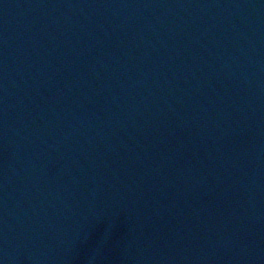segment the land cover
Masks as SVG:
<instances>
[{"label": "water", "instance_id": "water-1", "mask_svg": "<svg viewBox=\"0 0 264 264\" xmlns=\"http://www.w3.org/2000/svg\"><path fill=\"white\" fill-rule=\"evenodd\" d=\"M2 264H264V0H0Z\"/></svg>", "mask_w": 264, "mask_h": 264}, {"label": "snow or ice", "instance_id": "snow-or-ice-1", "mask_svg": "<svg viewBox=\"0 0 264 264\" xmlns=\"http://www.w3.org/2000/svg\"><path fill=\"white\" fill-rule=\"evenodd\" d=\"M0 264H2V261H0Z\"/></svg>", "mask_w": 264, "mask_h": 264}]
</instances>
